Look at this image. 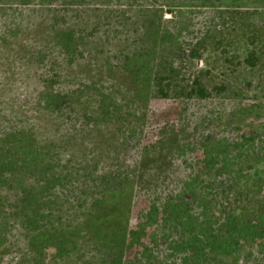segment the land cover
<instances>
[{"label":"rangeland","instance_id":"374dc122","mask_svg":"<svg viewBox=\"0 0 264 264\" xmlns=\"http://www.w3.org/2000/svg\"><path fill=\"white\" fill-rule=\"evenodd\" d=\"M0 264H264V0H0Z\"/></svg>","mask_w":264,"mask_h":264},{"label":"trees","instance_id":"16d2710c","mask_svg":"<svg viewBox=\"0 0 264 264\" xmlns=\"http://www.w3.org/2000/svg\"><path fill=\"white\" fill-rule=\"evenodd\" d=\"M143 160H140L139 163H142ZM163 179L169 178V175L167 173L163 174ZM113 181H119L117 178H113ZM111 180V181H112ZM136 180V175L132 176L131 178L125 179V184L122 185H117L115 188H110L108 190L102 191V195H98L97 197L93 198V210L94 208L97 209V213L95 216H92V214L89 215V219H86L83 221V223H86V237L91 240H98V242L103 243L102 245L104 246L107 242L109 241V247L108 248H116L118 249L120 254H123L124 252V238L121 235L122 229L124 228L125 222H126V216L129 214L128 212V205L132 203L133 195H134V190H133V185ZM123 181V179H122ZM119 184V183H118ZM216 190L212 188V190L208 191L207 193L204 192V189L201 187L198 189L199 195L204 199L206 203V210H207V217L211 219V224H212V229L214 232L218 233L220 231H225L224 230V225L227 221L231 223V228L233 227V230H237L238 227L240 228L241 225L245 226H251L252 222L248 220L247 218L241 216L238 218L235 214L237 210H242V207L235 205L232 207L231 212H221L219 209L220 205H223V200L220 202L218 199V192H215ZM222 191V190H220ZM236 193L239 194L241 193L240 190H236ZM260 192L258 191V194ZM237 194L232 196V199L234 201L237 200ZM208 196L210 198H208ZM248 196V194H246ZM34 198H31L29 195V199H33L34 201H37V197L33 196ZM150 197V195H148ZM261 197V196H260ZM151 198V197H150ZM247 198V197H246ZM249 199V198H248ZM148 202L149 200L146 199ZM108 202L110 207H113V210H109L112 214L110 215V220L112 221H107L105 218L106 210L105 209V203ZM116 203V204H115ZM148 206H151L153 208L152 213L156 215V204H157V198H152V200L149 202ZM98 207V208H97ZM223 209V206H222ZM225 210V208H224ZM130 211V210H129ZM142 216V215H141ZM226 218H230L225 219ZM142 218V217H141ZM38 225L31 226L29 227L30 229L33 227H36L35 230L37 231L39 227ZM111 231L109 230V228ZM218 231V232H217ZM109 232L114 234L113 241L110 243ZM41 233V231H37L35 235H31L30 241L35 242L36 235ZM231 236V235H230ZM233 237V236H232ZM208 247H214L213 242H208L207 243ZM235 247V246H234ZM247 259V258H246ZM121 262V260H119Z\"/></svg>","mask_w":264,"mask_h":264}]
</instances>
